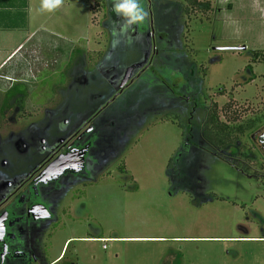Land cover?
<instances>
[{"label":"rangeland","instance_id":"374dc122","mask_svg":"<svg viewBox=\"0 0 264 264\" xmlns=\"http://www.w3.org/2000/svg\"><path fill=\"white\" fill-rule=\"evenodd\" d=\"M195 1L142 0L147 22L114 47L112 0H64L51 13L33 0L34 41L0 70L2 128L17 131L32 116L49 148L95 114L102 139L108 122L124 129L112 144L98 139L93 181L69 185L80 188L77 200L70 192L47 198L58 219L35 232L37 244L18 245L35 253V264H264V148L252 137L264 132V0ZM42 35L47 44L37 41ZM63 42L64 61L53 49ZM156 49L165 63L153 61ZM12 68L26 89L24 107L6 102L2 85L11 81L2 76ZM52 106L62 112L55 121L46 111ZM210 108L230 125L261 120L237 134L238 149L218 148L203 135ZM40 159L4 142L0 193Z\"/></svg>","mask_w":264,"mask_h":264},{"label":"flooded vegetation","instance_id":"af4514ba","mask_svg":"<svg viewBox=\"0 0 264 264\" xmlns=\"http://www.w3.org/2000/svg\"><path fill=\"white\" fill-rule=\"evenodd\" d=\"M151 33L152 31H148V37H151ZM160 59V49H156L153 55V61L155 60L157 61L155 63L159 64ZM141 76L142 74L138 75L134 79V82L136 79L139 80ZM77 79L75 78L72 84ZM17 82V79H13L10 88L5 91L8 92ZM127 85L122 87V92L126 89ZM22 97L25 96L23 95ZM13 100H16L17 105L23 106V104L20 105L18 103V96L8 98L6 102L8 103ZM66 105L63 104L60 110H63ZM46 111L47 115H50L51 120L54 119V121L62 114V112L59 113V109H54V106L47 107ZM6 112L3 110L0 113V149H2L4 142H10L15 149H18L22 153L24 158H28L31 154L33 156L41 154L42 159L27 172L15 175L11 181L5 183L7 190L0 193V264H35L38 261L35 253L28 250L25 253H21L18 245L23 244L26 246L29 244V246H32L35 240L37 244L39 242V235H35V232L38 230L45 231L48 222H53L58 219L55 216V210L52 209L54 206L46 201L47 198L50 196H56L58 198L60 193H69V185L71 187L73 185L75 186V184L77 185L79 182H83L82 178L91 179L89 183L83 182V185L91 184L93 181L91 178L93 177L92 172L99 164L98 139L112 144L115 141L114 139L119 138V136L123 137L121 133L124 129L122 125L117 123L114 128L113 122H108L106 131L108 133L110 132V134H107L102 139L98 135L99 130L101 131L103 129L102 125L95 126L92 124L93 119L97 115L95 114L79 127L77 131L67 136L62 135L57 143L49 148L47 142L48 136L41 131L40 134L34 133L33 124L35 120L32 119V116H28L25 121L22 120L20 123L25 125L17 131L13 130L9 132L2 128V124L7 118ZM122 117L124 120L128 118L125 112L122 114ZM261 133L255 135L253 139L261 148H264V142H260L259 140V137L264 132ZM87 134H89L88 137ZM112 134H114L113 137L110 136ZM37 142H41V147L37 146ZM106 153L107 151L101 152V155H105ZM63 155L72 157L73 162L71 165L61 169L49 168L54 159ZM1 162L6 165V163H3V159ZM79 189L75 187L70 192L73 200H77V197H79ZM52 191L55 193H51ZM66 214L71 216L69 218H73L70 212L67 213L65 211ZM65 215L62 218L65 219L67 217Z\"/></svg>","mask_w":264,"mask_h":264},{"label":"crops","instance_id":"0c3cea01","mask_svg":"<svg viewBox=\"0 0 264 264\" xmlns=\"http://www.w3.org/2000/svg\"><path fill=\"white\" fill-rule=\"evenodd\" d=\"M111 8H113V5ZM111 10L113 11V9ZM33 12H34L33 0H0V70H2L4 67H7V65L17 56V54L19 53L23 45L27 44L28 42L30 43L34 41V37L36 36L35 34L36 30H34V27H33L34 25V19H33L34 13ZM96 16L98 15H96V13H93V18ZM120 23L121 21L119 17V20L115 21L113 24L117 27L119 26ZM92 24H97V23L92 21ZM113 24L111 28L113 27ZM42 30L46 31L44 29ZM46 32L52 35V32H49V31H46ZM81 39L79 38L78 41L80 42ZM37 41L47 44L49 41V38L42 35L40 39H37ZM65 41L73 42L74 40H65ZM64 42L57 43L56 47L53 48L54 50H57L59 53L64 55L63 61H64L65 56L68 55L66 52V48L69 49V46ZM79 49H76L77 53L80 51ZM163 50L166 53V55H168V52H167L168 47H165ZM162 61L163 60L159 61V63H162V64L165 63L164 61L163 62ZM5 62L7 63L5 64ZM82 72L83 71H80V73ZM14 74H15L14 68H12L9 71V73L6 75H3L2 78L4 77L5 80H7L6 77H11L13 79H16ZM4 82L5 84L2 85L3 88L5 87L4 90L10 88L11 82L8 81L9 85L6 81ZM72 238L74 237H70L66 240V242L64 243V247L60 253V256L64 253L67 243ZM90 238L92 237H86V239H90ZM94 238H103V237L96 236ZM241 238L251 239L253 237H241Z\"/></svg>","mask_w":264,"mask_h":264},{"label":"trees","instance_id":"16d2710c","mask_svg":"<svg viewBox=\"0 0 264 264\" xmlns=\"http://www.w3.org/2000/svg\"><path fill=\"white\" fill-rule=\"evenodd\" d=\"M194 2L196 1L194 0ZM198 4L204 9L210 7L208 2L199 1ZM255 55L259 56V53L255 52ZM14 93L20 95V97H18V103L20 105L23 104L24 97L22 96L26 95V89L17 83L6 93V99L12 97ZM211 109L212 108H210L208 111V117L203 129V135L206 140L218 148L227 149L235 147L238 149L240 139L237 134H242L245 131L253 130L256 124L261 120L260 118H255L249 119L244 124L230 125L219 119L216 108H213L212 110ZM119 170L121 172H125V167L123 164L119 166Z\"/></svg>","mask_w":264,"mask_h":264},{"label":"clouds","instance_id":"9594fccd","mask_svg":"<svg viewBox=\"0 0 264 264\" xmlns=\"http://www.w3.org/2000/svg\"><path fill=\"white\" fill-rule=\"evenodd\" d=\"M64 4V0H41V10L55 12ZM113 11L120 17L119 28L113 29V46L121 43V37L125 36L133 26L147 22L149 13L142 4V0H112Z\"/></svg>","mask_w":264,"mask_h":264},{"label":"water","instance_id":"95a60500","mask_svg":"<svg viewBox=\"0 0 264 264\" xmlns=\"http://www.w3.org/2000/svg\"><path fill=\"white\" fill-rule=\"evenodd\" d=\"M223 49H232V50H246V46L242 45L240 47H224ZM139 68L140 65H136V66H132L128 69L127 74L124 78V80L121 83V88L124 87L128 81L130 80L131 74L134 70V68ZM253 138H255V135L252 136ZM260 142H264V133L259 137ZM70 155V154H69ZM69 155H63V156H59L56 159H54L51 163V165L49 166V168H53V169H61V168H66L69 165L72 164V157ZM70 157V158H69ZM82 161V160H81ZM80 162V160H79ZM83 162V161H82Z\"/></svg>","mask_w":264,"mask_h":264},{"label":"built area","instance_id":"2783aa9c","mask_svg":"<svg viewBox=\"0 0 264 264\" xmlns=\"http://www.w3.org/2000/svg\"><path fill=\"white\" fill-rule=\"evenodd\" d=\"M6 79L9 80V81L13 80V78H11V77H6Z\"/></svg>","mask_w":264,"mask_h":264}]
</instances>
